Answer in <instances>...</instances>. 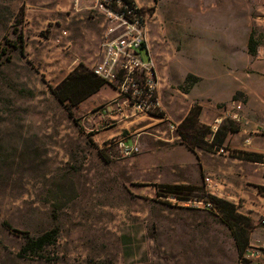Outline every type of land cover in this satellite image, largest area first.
I'll return each mask as SVG.
<instances>
[{
    "label": "rangeland",
    "instance_id": "rangeland-1",
    "mask_svg": "<svg viewBox=\"0 0 264 264\" xmlns=\"http://www.w3.org/2000/svg\"><path fill=\"white\" fill-rule=\"evenodd\" d=\"M132 2L148 23L167 116L198 79L188 70L208 62L228 66L229 102L243 99L241 51L259 39L251 0ZM12 5L0 0V264H237L254 226L242 203L215 197L212 211L181 201L204 198L203 187L160 196L141 169L146 150L96 146L83 110L54 93L65 73L56 49H18L23 8ZM45 233L43 246H27Z\"/></svg>",
    "mask_w": 264,
    "mask_h": 264
},
{
    "label": "crops",
    "instance_id": "crops-1",
    "mask_svg": "<svg viewBox=\"0 0 264 264\" xmlns=\"http://www.w3.org/2000/svg\"><path fill=\"white\" fill-rule=\"evenodd\" d=\"M12 1L13 9L23 8L18 49H56L59 63L55 68L65 72L62 80L80 64L92 70L101 61L107 20L96 0ZM251 1L259 10L256 25L259 39L253 53L249 49L241 51L243 121L238 130L227 134L218 151L190 150L173 134L171 126H163L164 120L158 113L130 116L131 110L123 98H117L116 89L107 82L80 101L74 111L83 110L84 122L96 146L109 147L122 140L126 145L138 147L135 153L146 150L141 169L147 171L148 181L155 182V188L158 184L205 188V176L221 179L223 184L213 197L242 203L254 222L249 243L264 249V225L258 221L264 211V0ZM238 51L232 49L231 53ZM138 52L144 61L149 60V55L145 60L143 53ZM229 71L228 66L220 69L211 62L188 70L198 79L190 92L183 94L182 103L170 111L172 122L180 124L197 102L201 106L200 121L210 126L234 95ZM158 90L161 100L162 91L159 87ZM116 98L119 103L110 104ZM212 139L213 135L208 138ZM258 263L256 260L254 264Z\"/></svg>",
    "mask_w": 264,
    "mask_h": 264
},
{
    "label": "built area",
    "instance_id": "built-area-1",
    "mask_svg": "<svg viewBox=\"0 0 264 264\" xmlns=\"http://www.w3.org/2000/svg\"><path fill=\"white\" fill-rule=\"evenodd\" d=\"M96 1L97 7L103 10L107 23L110 25L103 34L102 59L93 65L92 71L107 83L114 84L117 98H123L125 106L131 110L130 116L137 117L154 112L160 114L161 119L168 120L169 117L163 112L158 96L155 61L146 49L148 48V23L141 14L135 12V9L140 10V8L134 2L129 5L124 0ZM143 45L149 55L148 61H144L138 52ZM117 98L110 104H118ZM242 111V100L234 99L229 102L222 114L211 123L212 134L216 133L227 119L241 123ZM177 127V124L171 123L173 130ZM117 144L126 156L138 151V147L126 145L122 140H119ZM204 181L206 183L203 191L204 198L181 201L189 205H202L205 209L213 211L215 204L211 198L223 181L218 178L214 180L210 175L205 176ZM260 223L264 225V211L260 214ZM256 260L259 261L258 264H264V249L250 246L241 256H238L237 264H254Z\"/></svg>",
    "mask_w": 264,
    "mask_h": 264
},
{
    "label": "trees",
    "instance_id": "trees-1",
    "mask_svg": "<svg viewBox=\"0 0 264 264\" xmlns=\"http://www.w3.org/2000/svg\"><path fill=\"white\" fill-rule=\"evenodd\" d=\"M124 1L129 5L132 4L131 0ZM135 12L141 14L139 9H135ZM142 48H144V45ZM185 81H187V79H185ZM195 82L196 78L190 84H194ZM105 83L106 81L104 79L96 75L83 64H80L57 85L58 88L54 90V93L61 102L69 100L70 105L74 108L80 101L94 92H97ZM200 113L201 106L197 102L193 103L188 114L177 127V134L181 143H184L190 150L195 151L196 148H204L212 152L218 151L220 147H222L227 134L239 129V123L227 119L224 121V125H222L216 133L212 134L210 126L200 121ZM69 114L73 115V112L69 110ZM211 135H213V139L209 141L208 138ZM157 188L158 195L160 196L163 195L168 197L174 195L184 199L193 196L192 194L194 192L202 190V187L184 184H158ZM211 199L215 204L214 200L216 198L212 197ZM6 226L11 228L9 224ZM48 236L49 233L37 236L33 238L32 241L28 242L27 246L34 244L36 247H41L45 244ZM250 246L249 238L245 236L242 244L240 243L238 256H241Z\"/></svg>",
    "mask_w": 264,
    "mask_h": 264
}]
</instances>
